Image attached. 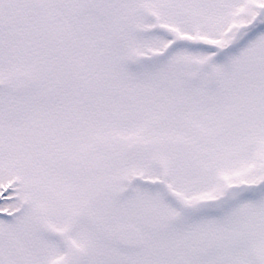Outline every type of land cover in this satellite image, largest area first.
<instances>
[{"label":"snow or ice","instance_id":"6c2138e0","mask_svg":"<svg viewBox=\"0 0 264 264\" xmlns=\"http://www.w3.org/2000/svg\"><path fill=\"white\" fill-rule=\"evenodd\" d=\"M0 264H264V0H0Z\"/></svg>","mask_w":264,"mask_h":264}]
</instances>
